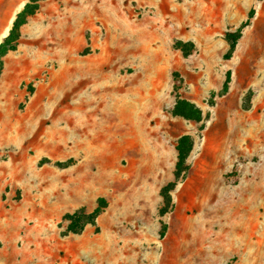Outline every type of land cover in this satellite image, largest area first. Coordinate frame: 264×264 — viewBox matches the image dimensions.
<instances>
[{
	"label": "rangeland",
	"instance_id": "1",
	"mask_svg": "<svg viewBox=\"0 0 264 264\" xmlns=\"http://www.w3.org/2000/svg\"><path fill=\"white\" fill-rule=\"evenodd\" d=\"M29 1L0 0V44ZM21 32L0 77V264H264V0H44ZM174 73L202 122L172 115Z\"/></svg>",
	"mask_w": 264,
	"mask_h": 264
},
{
	"label": "trees",
	"instance_id": "2",
	"mask_svg": "<svg viewBox=\"0 0 264 264\" xmlns=\"http://www.w3.org/2000/svg\"><path fill=\"white\" fill-rule=\"evenodd\" d=\"M44 0H30L24 7V9L19 12L15 20L13 21L12 27L8 35L3 39L0 44V77L4 70V60L5 57L10 53L17 50L19 42L22 35V27L27 24L28 20L33 17L39 10L40 3ZM248 25V24H246ZM245 25V26H246ZM230 41V52H234L236 43L241 37V32L239 31L236 35H227ZM232 38V39H231ZM231 39V40H230ZM174 48L180 50L185 57L192 54L194 50V44L191 42H184L182 40H177L174 43ZM174 92H175V102L171 109L173 116L200 123L204 119L203 110L197 106L193 101L185 98L181 94V79L178 82L179 74L174 73ZM195 141L190 135H182L178 138L176 144L177 151V161L175 164L174 180L165 185L160 192L163 199V207L160 210L162 215L167 214L172 207V192L175 190L179 182H181L186 173L189 170V158L194 149ZM236 171V169H235ZM236 182V180L234 181ZM107 207V202L104 198L98 200V206L90 213H87L84 209L76 210L73 213H67L63 217V222H67V227L65 230V235L68 234H81L88 225H95L96 220L102 214L104 209Z\"/></svg>",
	"mask_w": 264,
	"mask_h": 264
},
{
	"label": "bare ground",
	"instance_id": "3",
	"mask_svg": "<svg viewBox=\"0 0 264 264\" xmlns=\"http://www.w3.org/2000/svg\"><path fill=\"white\" fill-rule=\"evenodd\" d=\"M95 125H97V124H95ZM98 126H100V125H98Z\"/></svg>",
	"mask_w": 264,
	"mask_h": 264
}]
</instances>
